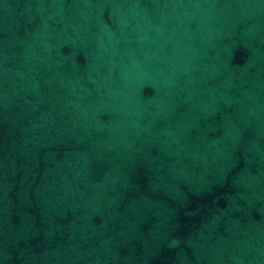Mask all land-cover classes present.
I'll use <instances>...</instances> for the list:
<instances>
[{"label": "water", "instance_id": "obj_1", "mask_svg": "<svg viewBox=\"0 0 264 264\" xmlns=\"http://www.w3.org/2000/svg\"><path fill=\"white\" fill-rule=\"evenodd\" d=\"M0 264H264V0H0Z\"/></svg>", "mask_w": 264, "mask_h": 264}]
</instances>
